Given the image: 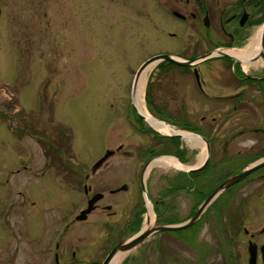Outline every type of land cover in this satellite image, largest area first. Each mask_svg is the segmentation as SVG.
I'll use <instances>...</instances> for the list:
<instances>
[{
    "label": "flooded vegetation",
    "instance_id": "1",
    "mask_svg": "<svg viewBox=\"0 0 264 264\" xmlns=\"http://www.w3.org/2000/svg\"><path fill=\"white\" fill-rule=\"evenodd\" d=\"M153 2L160 7L162 0ZM164 6L175 23L169 55L188 65L163 61L150 69H170V106L154 102L153 110L171 114L175 126L159 118L170 130L135 126L145 140L139 151L124 154L120 145L96 168L103 154L82 186L80 172L64 171L78 174L75 189L85 200L78 215L101 195L85 219L76 215L71 224L102 225V241L87 244L81 235L66 245L68 224L52 248L45 241L38 256L27 249L18 261L14 251L1 264H102L122 241L146 233L121 254L123 261L139 250L141 264H251L252 254L254 264H264V0H165ZM115 157L126 159L128 181L110 187L123 177L97 175ZM55 158L66 167L60 154ZM157 166L165 170L154 173ZM120 193L127 197H115ZM14 194L25 205L26 197ZM97 211L104 220H89Z\"/></svg>",
    "mask_w": 264,
    "mask_h": 264
},
{
    "label": "rangeland",
    "instance_id": "2",
    "mask_svg": "<svg viewBox=\"0 0 264 264\" xmlns=\"http://www.w3.org/2000/svg\"><path fill=\"white\" fill-rule=\"evenodd\" d=\"M164 1L158 7L153 0H0L1 263L14 251L18 261L27 249L36 257L45 241L52 248L68 224L66 245L81 235L87 244L106 235L99 224H71L85 200L75 189L78 174L63 173L80 172L82 186L105 150L123 145L124 154L135 155L145 144L135 126L150 125L137 117L131 89L146 60L171 54L175 23ZM143 76L146 112L175 126L171 114L153 110L154 102L170 106V69ZM110 163L97 178L123 177L110 187L127 182L126 159ZM92 218L104 220L98 211ZM125 256L118 264L143 261L139 250Z\"/></svg>",
    "mask_w": 264,
    "mask_h": 264
},
{
    "label": "water",
    "instance_id": "3",
    "mask_svg": "<svg viewBox=\"0 0 264 264\" xmlns=\"http://www.w3.org/2000/svg\"><path fill=\"white\" fill-rule=\"evenodd\" d=\"M262 44L264 45V32L262 34ZM163 61H167V62H173V63H178L180 65H188L187 63H181V62H177L173 57H171L168 54H160V55H156L153 56L151 58H149L148 60H146L137 70L134 79H133V83H132V89H131V96H132V104L133 107L135 109V112L137 114V116L142 119L143 121H145L147 124H149L151 126L150 123H157L160 125H163L167 128V130H170L169 128V124L165 121H161L153 116L148 115H144L141 112H139L135 106L134 103V99H135V95H136V91H137V87H138V83L142 77V75L152 69L154 66H156L157 64L163 62ZM184 137V136H182ZM113 153H115L113 150H106L103 157L99 160V162L96 164V168L99 167V165H101L102 163H104L110 156L113 155ZM247 173V172H246ZM234 179H230L228 182H233ZM227 182V183H228ZM101 197V195L95 196L93 197L89 202H88V207L82 211L78 216H77V220H83L86 218V215L88 213H90V211L93 209V204ZM148 235V233L146 234H142L141 236L136 237L135 239L128 241V242H121L120 244H118L106 257V259L104 260V262L102 264H111L112 261L119 255V254H124L128 251H130L131 249H133L140 240H142L144 237H146ZM251 258V264H254V255L252 254Z\"/></svg>",
    "mask_w": 264,
    "mask_h": 264
},
{
    "label": "bare ground",
    "instance_id": "4",
    "mask_svg": "<svg viewBox=\"0 0 264 264\" xmlns=\"http://www.w3.org/2000/svg\"><path fill=\"white\" fill-rule=\"evenodd\" d=\"M143 75L138 83V87H137V91H136V95H135V99H134V103L135 106L137 108V110L139 112H141L144 115H148V113L146 112L145 109V104L143 101V92H144V79H143ZM151 126H153L154 128H158V126H160L161 128H164L165 126L157 124V123H150ZM159 163L164 164V165H169L170 164V159H163L160 160ZM122 255L119 254V256H117L111 264H118L119 260L121 259Z\"/></svg>",
    "mask_w": 264,
    "mask_h": 264
}]
</instances>
